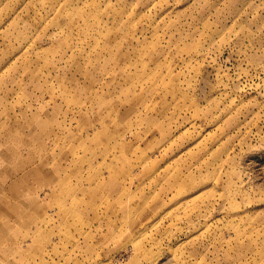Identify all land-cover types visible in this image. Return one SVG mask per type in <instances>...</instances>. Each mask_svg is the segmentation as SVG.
Wrapping results in <instances>:
<instances>
[{"label":"rangeland","instance_id":"rangeland-1","mask_svg":"<svg viewBox=\"0 0 264 264\" xmlns=\"http://www.w3.org/2000/svg\"><path fill=\"white\" fill-rule=\"evenodd\" d=\"M0 264H264V0H0Z\"/></svg>","mask_w":264,"mask_h":264}]
</instances>
